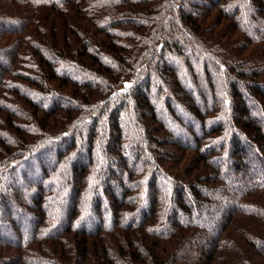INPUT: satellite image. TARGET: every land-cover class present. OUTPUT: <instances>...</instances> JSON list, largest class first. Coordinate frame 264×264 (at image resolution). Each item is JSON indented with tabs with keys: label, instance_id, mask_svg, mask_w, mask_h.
<instances>
[{
	"label": "trees",
	"instance_id": "1",
	"mask_svg": "<svg viewBox=\"0 0 264 264\" xmlns=\"http://www.w3.org/2000/svg\"><path fill=\"white\" fill-rule=\"evenodd\" d=\"M0 220V264H264V0H0Z\"/></svg>",
	"mask_w": 264,
	"mask_h": 264
},
{
	"label": "rangeland",
	"instance_id": "2",
	"mask_svg": "<svg viewBox=\"0 0 264 264\" xmlns=\"http://www.w3.org/2000/svg\"><path fill=\"white\" fill-rule=\"evenodd\" d=\"M191 3L192 2H194V1H196V0H189ZM207 4H208V0H204ZM257 27V24L255 23L254 25H253V29L254 28H256ZM186 47V46H185ZM194 55V54H193ZM197 55L195 54L194 55V57H196ZM165 59V61H167L168 63H175L176 64V62L172 59V57L171 56H167L166 58H164ZM198 73H201V71H198ZM181 74V73H180ZM211 76H217V74L216 73H214L213 72V74L211 75ZM185 78V77H184ZM213 78V77H212ZM183 81H184V83L185 84H187V80L185 81V79H182ZM189 83V82H188ZM243 87V85H240V87ZM187 87H189V91H191L192 92V94L193 95H195L196 93L197 94H201V95H203V94H208V89H207V86H206V83L205 82H201L200 83V85H199V88H197L196 89V87H192L190 84L188 85L187 84ZM243 89V88H242ZM249 91H251V90H249ZM245 92L246 91H244V95L246 96V95H248V94H245ZM151 94H152V92H151ZM151 94H150V96H151ZM207 97V96H206ZM209 97V96H208ZM247 97V96H246ZM254 102H252L251 101V99H250V101H249V103L247 104L248 106H249V110H250V114L251 115H253V116H255V117H259V118H261L262 117V114H261V110L258 108V107H255V105L253 104ZM251 104H252V106H251ZM181 114H184V112L183 111H181ZM162 118H164V116H162ZM181 121H182V123L185 125L186 123H187V120L185 119V117L184 118H181L180 119ZM176 125H177V129H176V134H181V133H179V131H180V129H181V126H180V122L178 121V122H176ZM183 127V126H182ZM184 128V127H183ZM179 130V131H178ZM176 134H174V137H177V138H179V136H177ZM173 137V138H174ZM180 139V138H179ZM242 140H243V138H242ZM59 144H60V141L59 142H56V141H54L53 140V142H50V145L51 146H49L47 149H45L44 151H42V153H43V155H39V153H35V155L33 156L34 157V159H38L39 157L44 161V162H49V160H50V158H51V160L53 159V154H54V150L57 148V147H59ZM245 149H247L248 151H249V154H250V156H253L254 155V150H253V148L252 147H250V146H248L247 144H246V147H245ZM32 157V158H33ZM226 164H228V163H226ZM27 168H29L30 170H29V173H30V177H31V179H35V177H37V174H38V171H37V168H34L32 165H30L29 167H27ZM114 188H116V187H114ZM9 207H10V205H9ZM27 215V216H26ZM25 216L24 215H22V216H20L21 217V220H22V225H23V229H24V226H25V224L29 221V214H26ZM92 221V217L91 216H89V217H86V219H85V221H84V223H90ZM8 226V227H7ZM13 235V231L11 230V227L9 226V225H7V223H5L3 220H0V237H4V236H8V235Z\"/></svg>",
	"mask_w": 264,
	"mask_h": 264
}]
</instances>
